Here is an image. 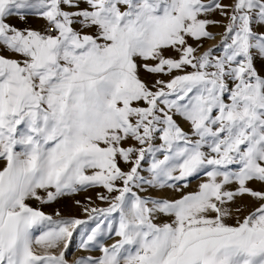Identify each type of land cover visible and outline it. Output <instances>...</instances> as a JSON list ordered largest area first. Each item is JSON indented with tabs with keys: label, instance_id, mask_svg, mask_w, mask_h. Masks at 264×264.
Segmentation results:
<instances>
[{
	"label": "snow or ice",
	"instance_id": "snow-or-ice-1",
	"mask_svg": "<svg viewBox=\"0 0 264 264\" xmlns=\"http://www.w3.org/2000/svg\"><path fill=\"white\" fill-rule=\"evenodd\" d=\"M0 264H264V0H0Z\"/></svg>",
	"mask_w": 264,
	"mask_h": 264
},
{
	"label": "rangeland",
	"instance_id": "rangeland-1",
	"mask_svg": "<svg viewBox=\"0 0 264 264\" xmlns=\"http://www.w3.org/2000/svg\"><path fill=\"white\" fill-rule=\"evenodd\" d=\"M225 2H228V0H225ZM219 19L220 17H216ZM15 23V21H14ZM31 26L34 28H41L43 26V22L39 20H33L31 21ZM213 32L219 33L222 31L221 28H211L210 29ZM219 37H217L218 39ZM216 41H205V47H208L210 44L215 43ZM191 43V41H190ZM150 79V77H146ZM166 79V77H165ZM182 126H184L182 124ZM199 183V179H193L191 182V186L188 189L189 191L193 190L196 185ZM103 191V189H91L87 192H81L75 195L71 196H65L60 199H58L55 202H52L50 204H40L39 201L36 200H30L28 203L30 204L31 207L33 208H39L41 211L45 212L48 215H55V212L59 210L62 215L66 217H76L80 219H87L86 214L83 212L82 208L78 206L75 202L77 200L81 201V204L83 205H88V197H91L92 203L91 205H88L90 207H106L107 205L97 199V192ZM242 203L247 204L249 201L245 199L242 201ZM81 253L77 251L76 243L74 242L72 244V249H71V255L69 256V259L75 258L76 256H79Z\"/></svg>",
	"mask_w": 264,
	"mask_h": 264
}]
</instances>
